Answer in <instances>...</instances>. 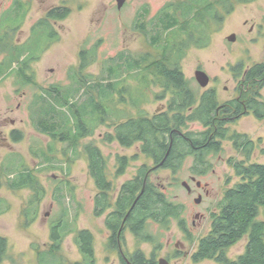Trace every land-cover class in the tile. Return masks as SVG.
I'll use <instances>...</instances> for the list:
<instances>
[{
	"label": "rangeland",
	"instance_id": "374dc122",
	"mask_svg": "<svg viewBox=\"0 0 264 264\" xmlns=\"http://www.w3.org/2000/svg\"><path fill=\"white\" fill-rule=\"evenodd\" d=\"M16 1L23 3L27 14L15 33L12 32L13 42L25 44L30 38L36 37L41 40L38 46H35L39 56L30 62L31 72L27 71L32 79L17 81L20 66L14 63L13 77L0 81V175L3 183L0 186V235L7 238L8 243L6 256L0 264H82L84 255L75 243V236L82 229H88L94 234L97 264H120L119 260L115 259L116 256H113L116 253H106L103 247L101 235L106 233L107 228L104 218L98 216L95 211L94 198L98 192L90 173L85 146L93 143L107 158L109 178L115 187L111 194L114 201L121 185L135 177L138 167L144 164L149 167L151 163L149 157L140 151V143L123 146L117 140H108L109 135L114 134L115 126L120 121L137 117L141 111L149 117L159 111L167 100L161 95L162 88L152 85L146 88V91L143 90V101L139 106L133 103L136 101L138 90L144 87L134 79H126L119 85L118 92L114 94V100L109 102V106L107 89H104L101 95L95 91L98 101L109 107V115L105 123L99 124L94 135L81 140L76 152L68 149L69 142L51 139L50 135L40 131L33 119V113L39 110L35 97L43 88L60 85L63 90H70L71 102L78 101L93 109L88 102L89 90L85 86L79 92L73 90L78 85V79L91 75L89 81L101 80L102 75L107 74L108 67L117 61L120 52L155 55L157 52L148 42V38L141 31L134 29L139 14L146 13L144 19L149 22L156 19L166 5L183 0H126L121 9L118 8L116 0H0L2 28L18 24V19H13L11 13ZM234 5L230 13L222 11L224 19L211 26L210 45L205 48L191 47L182 61L185 76L191 81L195 92L202 94L209 89H215L219 104L236 98L242 90H247L243 85L245 72L257 64L264 63V0L250 3L234 1ZM67 7L70 12L66 17L48 20L57 36H54L53 42L46 30L40 27L32 37L34 25L45 18L49 10L56 8L64 11ZM148 28V36H151L155 31L149 24ZM232 34L237 35L234 42L228 40ZM93 48L96 58L84 69L81 68L82 50ZM2 56L3 54L0 55V60ZM113 58H116V61L113 62ZM198 69L204 70L210 76L211 81L207 87H202L197 82L195 72ZM260 79H264V75ZM254 86L264 98V83L259 82ZM253 89L250 88L249 91H254ZM52 99L49 100L60 108L62 102ZM186 127L193 138L199 136L195 133L207 128L198 124H188ZM229 127L232 131L245 133L255 143L256 148L250 159L235 149L230 141L225 140L216 155L211 158L215 164V172H191L192 159H187L184 169L177 173L160 169L150 176L151 182L164 191L169 200L184 206L180 214H183L182 219H186L190 227L193 224L194 211L200 210L209 214L206 207L215 210L218 197L223 194L225 187H234L241 181L233 167L234 162H264V118L258 120L252 113L245 114L238 121L230 123ZM14 130L21 132V140L13 139L11 132ZM5 142L7 143L4 144ZM51 146L55 150L51 154L52 161L43 165L42 158L35 156L33 149L49 151ZM64 150H67L68 155H64ZM121 157L128 158L130 167L122 175L114 176L112 171ZM14 162L34 171L44 186L43 199L39 205H31L34 198L31 191L13 190L8 187L7 181L17 171L15 166L9 167V164ZM192 175L197 176L202 183L208 182L212 190L209 197L204 195L200 207H197L194 201L198 197L197 192L189 194L183 185V182H187L193 188L196 187L191 181ZM34 208L35 213L37 212L35 216ZM26 210L31 213L29 220L35 218L29 225H26L27 219L24 216ZM61 219L62 227L65 228L62 234L65 232V235L59 252H52L51 247L55 244L52 230ZM258 219L264 220V206L260 208ZM177 221L171 219L167 226L151 222L149 230L156 244L149 243V252H155L157 261L167 252H175L177 249L174 244L179 242L181 237ZM192 229L199 231V227L193 226ZM128 241L130 250L140 248L145 252L148 248L145 241L137 240L133 236H128ZM245 246L246 241L242 240L231 248V253H242ZM107 254L109 259L106 258ZM171 264L194 263L183 259L174 260Z\"/></svg>",
	"mask_w": 264,
	"mask_h": 264
},
{
	"label": "trees",
	"instance_id": "16d2710c",
	"mask_svg": "<svg viewBox=\"0 0 264 264\" xmlns=\"http://www.w3.org/2000/svg\"><path fill=\"white\" fill-rule=\"evenodd\" d=\"M234 1L239 3H250L255 0H183L179 3H170L166 5L156 19L147 22L145 14H139L135 22L134 29L141 31L147 38L153 49L157 52L155 55L140 54L132 55L125 52L118 54L117 61L113 58V63L107 69V74L102 75L101 80L95 82L89 81L92 76L86 75L78 79V85L73 88L79 92L84 86L89 90L88 102L93 109L88 108L86 104L78 101L71 102L70 90L60 85H53L50 88H43L40 94L35 97L36 104L39 108L33 113V119L39 127L40 131L46 135H50L52 139L69 142V148L78 151L81 140L87 136L95 134L99 124L105 123L109 115V102H113L114 94L118 92L119 85L126 79H134L143 89L138 90L135 106H139L143 101L144 91L149 86H162V97L170 95L168 98L171 103H188L185 109L190 105L199 101L198 93L191 87V81L185 76L182 68V61L188 50L195 46L197 48H205L211 43L209 31L211 26L216 25L224 19V13H230L234 9ZM64 11L58 9L49 10L47 16L36 23L33 27V35H36L38 28H42L49 34L53 42L56 36L54 29L48 22L49 19H62L68 15L70 9L64 8ZM12 18L18 19L16 26H0V81L12 77L13 64L18 63L20 71L17 75V81L32 79L29 78L27 71L30 70L29 63L38 58L36 45L41 40L38 37L31 39L25 44L13 42L12 32L18 29L27 14V8L22 2L16 1L12 9ZM141 15V16H140ZM143 15V16H142ZM155 21V22H154ZM2 24V23H1ZM149 26H152L154 33L149 35ZM7 25V24H6ZM5 31L3 32V30ZM55 36V37H54ZM38 46V45H37ZM47 47V46H46ZM46 49V48H45ZM93 50L83 49L81 52V68H85L93 59L96 58V52ZM38 51V50H37ZM44 52V51H43ZM264 75V63L257 64L245 73L243 85L253 89L254 91L242 90L240 100L248 99L255 101L254 97L260 96L258 88L254 85L259 83L257 79ZM34 79V75H33ZM19 83V82H18ZM264 83L262 79L261 84ZM107 89L108 106H103L97 99V93L101 95ZM120 89H122L120 87ZM247 92L250 95H247ZM54 98L61 101L62 104L58 108L54 102L50 101ZM203 105L202 108L213 111L218 104L214 91H208L200 98ZM233 102V101H232ZM257 103V100L256 102ZM228 105V104H227ZM179 106V105H177ZM252 110H255L257 116L264 118V103H251ZM113 111V110H112ZM168 114H161L150 118L148 114L141 111L139 116L130 117L124 121H120L115 126L114 134H110L108 140H117L123 146H132L140 143L142 153L149 156V152L158 160L162 159L169 146L168 134H172L174 145L169 151L166 158L167 164L174 162L175 157L179 158V151H191L193 146L208 143L203 150L194 152L199 157H205L209 152L218 151L220 148L219 140L227 138L233 140L238 151L243 153L246 158L250 159L255 150L254 142L249 140L245 134L229 132V128L222 127L217 124L215 130L213 124H206L207 128L200 132V136L194 137L191 132L185 133L187 137H192L193 145L186 139L184 140L177 134L183 132V127L187 125L180 122L169 121ZM175 115L174 117H177ZM211 117V113L207 115ZM120 118V116H119ZM224 126V124H223ZM217 140L214 141V138ZM22 138L20 131L14 134V140L19 141ZM182 144L176 146L177 141ZM49 151L42 149L37 151L33 149V154L42 158L44 163L52 161L51 154L54 153V147H50ZM87 157L89 160V168L91 176L95 181L97 194L95 196V211L101 216L109 208L114 210L109 214L106 222L108 227L118 230L122 226L123 219L127 216L126 224L131 226L140 239L145 241L147 221L153 220L167 226L171 218L178 217L183 210V205L176 204L168 199L164 191H162L155 183L146 181L144 169L139 172L133 179L124 182L113 201L112 192L115 189L113 181L109 178L107 158L101 149L93 143L85 146ZM175 152L176 155L175 156ZM64 155H68L64 150ZM186 156L181 157L184 159ZM201 158V157H200ZM120 167L116 171L117 175L125 173L126 158H118ZM180 160V159H178ZM14 162L9 167L16 168L15 177L9 178L8 187L13 190H19L22 187H31L36 194L40 195V201L43 199L44 186L41 184L34 171L25 168L22 164ZM19 165V166H18ZM18 166V167H17ZM24 167V168H23ZM236 174L241 177V181L234 187L227 189L223 201L219 205V212L214 224L213 234H218L219 238L214 240L207 238L201 248L204 256L213 255L216 249L222 246L228 247L237 243L245 234H250V240L247 245L245 254L240 256L237 261L230 264H264V221L258 219L260 208L264 206V162L247 163L240 161L235 163ZM0 175V186L2 185ZM62 194V193H61ZM60 194V196H61ZM34 199L31 205L38 204ZM0 199V211H1ZM135 203V205H134ZM37 206V205H36ZM35 210V208H34ZM27 214L26 225L31 224L35 218L29 220V211ZM37 212L34 214V216ZM62 219L53 227L52 237L54 239L52 252H59L61 242L65 235L62 227ZM59 228V229H58ZM151 238V236L149 237ZM75 243L84 255L87 264H95L94 260V234L88 229L79 230L75 236ZM7 253V240L0 237V262ZM87 258V259H86ZM62 264H65L62 263ZM74 264H81L76 262ZM83 264V263H82Z\"/></svg>",
	"mask_w": 264,
	"mask_h": 264
},
{
	"label": "flooded vegetation",
	"instance_id": "af4514ba",
	"mask_svg": "<svg viewBox=\"0 0 264 264\" xmlns=\"http://www.w3.org/2000/svg\"><path fill=\"white\" fill-rule=\"evenodd\" d=\"M262 28L264 29V24L262 25ZM263 33H264V30H263ZM29 66H31L30 63H29ZM29 71L31 72V69ZM257 81L261 82L262 79L259 78V79H257ZM159 87H161L162 90L164 89V87H162V86H159ZM247 89H249V87ZM209 91H214V93L216 92L215 89H209ZM206 92H208V91H206ZM203 94H205V93L199 94L198 95L199 101L190 105L188 109H185V105H187L188 103H186L185 105H184V103L183 104L182 103H177V104L171 103L168 100L169 95H165V99H167V100H166L164 106H162L160 108V110L157 111L152 117L150 116V118H153L154 116L161 115V114H167V115L169 114L170 117L167 116V119L169 121L180 122V123H184L186 125L198 124V125H204V126L208 123L209 125L213 124L215 126V130L218 128L217 124H219V125L222 124L221 125L222 127L230 129L229 124L234 122V121H238V119L245 116V114L252 113V114H254V116L258 120L263 119V118H260L259 116H257L255 110H252L250 108L251 103H253V105L259 104V103H264V98L262 97L261 93H259L260 96L254 97V100L256 99L257 103H255L256 100L250 102V100H248L249 98L248 99L245 98V100H240L241 94L236 98H233V99H230L226 102H223L222 104L218 103L213 111L209 110L211 113L210 118H208V116H207L209 114V111L207 110V108L206 107L202 108V106H201L203 104L201 103L200 98L203 97ZM247 95H250V93L247 92ZM177 105H179V106H177ZM175 115H178V116L174 117ZM223 124H224V126H223ZM187 129H188L187 127H183V132H178V130H176V131H177V134L179 136H181L184 140L186 139L187 141L190 142V144L193 145V140H191L192 137L189 136L191 138L190 139L185 134V133H188ZM230 131H231V134H232V132L241 133L239 131H234V130L233 131L230 130ZM16 132H17V130H14L11 132V136L13 137V139H14V134ZM199 133H195V135L200 136ZM168 138L170 141L169 146H168L166 155L162 159H160V160L156 159L149 152V156L146 155L147 157H149V163H151V164H149V167L145 164L138 167V170H137L138 172H136V175L144 169V171H145V183H146V181H148V179H149V181H151V178H150L151 174L154 173L155 171L160 170V169L169 171L171 173H177V172L183 170L184 169V167H183L184 163L187 161V159H192L193 165L190 168L191 172H194V173L209 172L210 173V172L216 171L215 164L212 162L211 158L214 155H216L217 151L209 152L205 157L201 156L202 154L199 157L197 156L198 152L200 153V151L203 150L204 147L208 143L193 146V148H190L191 151L190 150L184 151L183 149L176 148L179 151V153H178L179 158L175 157L176 160H174L173 163L167 164L166 158L169 156V151L171 150L172 146L174 145L173 135L168 134ZM248 139H249V137H248ZM58 140H60V139H58ZM216 140H217V137L214 138V141H216ZM225 140L230 141L233 144V146L235 147V149H237L234 141L227 139V138H222L221 140H219V146L220 147L222 146V143L225 142ZM249 140H251V139H249ZM6 143L7 142H5L4 144H6ZM119 144H121V143L119 142ZM180 145L185 146L184 144H182V142L180 140H178L176 146L179 147ZM254 145H255V143H254ZM255 148H256V146H255ZM139 149L142 152L141 145H139ZM194 152H197V154ZM176 153L177 152H175V156H178V155H176ZM184 156H186V157L184 159H181V157H184ZM121 158H123V157H121ZM178 159H180V160H178ZM231 162L233 163L232 160H231ZM229 163H230V161H229ZM119 167H120V162L118 163L117 166L114 167V170L112 171V173L114 172V174H113L114 176H116V171L118 170ZM129 167H130L129 166V160L127 158L125 160V172H127ZM233 167L235 168V162L233 163ZM11 177L12 178L15 177V174H12ZM191 181L196 184V187L193 188V186L190 185L189 183H188V187L187 186H185V187H186L189 194H192L195 191L197 192V194H198L197 198H201V202L197 203L195 201L197 198H195L194 201H195L196 206L200 207L203 203L204 195L209 197L212 194L210 184L208 182L202 183L201 181H199L197 179V176H195V175L191 176ZM20 189H22V190L27 189V190L31 191L33 193L32 195L34 197L33 199L35 201L37 199L38 200L37 202H40L39 194H36L35 191L31 187H22ZM227 189H229L228 186L225 187L223 194H221V196L218 197L219 199L217 200V202L215 204V210H212V208H210V207H206V210L209 211V214H206L205 212H202L200 210H196L193 212L194 219H193L192 227L193 226L199 227V231L193 230L192 227L189 226V223L187 222V220L182 219L183 214H180L178 217L171 218L174 220H178L177 223L179 226V232L181 234L180 241L176 242V244H174V246L177 248L175 250V252H173V251L167 252L165 254V256L160 258L158 261L155 258V256H156L155 252H152V251L149 252V243L150 244H156V241L153 238V236L149 230L151 222H155V221H153V220L147 221L148 225H147V229L145 231L146 238H147L145 240V242L148 246L147 250L145 252L142 251L140 248L135 249V250H130L129 245H128V242H129L128 236H133V237L137 238V240H140V241L142 240L139 238V236L137 235L135 230L131 226H128L126 224L127 216L129 215V213H130L129 211L132 207L128 210L127 216L123 219L122 226L118 230L108 227L106 220H107L109 214L114 209L113 208L107 209L105 211V213L103 215H101L104 218V223H105V226L107 228L106 233H104V234L101 233L102 234L101 236L103 237V247H104L105 252L107 253L109 251L112 254L116 253V255H113V256L114 257L116 256L115 259L119 260L118 262L120 264H160L161 259H166L169 262V264H171L174 260H183V259L189 260L190 262H192L194 264H204V263H207V264H230V263L237 261L238 258L240 256H242L243 254H245V252L247 250V245H248L249 240H250V234L249 233L245 234L235 244H232L228 247L222 246L221 248L216 249V251L213 252V255L204 256V254H206V253H202V250H201L203 243L207 238L211 239V237H212V239H214V240L219 238L218 234H216V233L213 234V232H214L213 228H214L216 218L219 215L218 214L219 205L223 201ZM134 205H135V203H134ZM34 213H35V210H34ZM24 216L25 217L27 216V214L25 212H24ZM261 221H264V220H261ZM200 226H201V228H200ZM150 236H151V238H149ZM0 237H3V236L0 235ZM3 238H5V237H3ZM5 239L7 240V238H5ZM242 240L246 241V246L244 248V251L242 253L241 252L240 253L239 252L238 253H235V252L231 253V248L234 245L238 244ZM94 241H95V238H94ZM7 246H8V243H7ZM125 248L127 249V251H125ZM107 256H108V254L106 255V258H107ZM107 259H109V258H107ZM94 260H95V264H97L95 253H94ZM82 263L87 264L85 262V260Z\"/></svg>",
	"mask_w": 264,
	"mask_h": 264
},
{
	"label": "water",
	"instance_id": "95a60500",
	"mask_svg": "<svg viewBox=\"0 0 264 264\" xmlns=\"http://www.w3.org/2000/svg\"><path fill=\"white\" fill-rule=\"evenodd\" d=\"M117 4H118V8L121 9L124 4L126 3V0H116ZM237 39V35L236 34H232L228 37L229 41H236ZM195 78L197 80V82L202 86V87H207L210 84L211 78L210 76L207 74V72H205L204 70L198 69L195 72ZM184 186L188 187V183L187 182H183ZM197 203L201 202V198H197L195 200ZM160 264H169V262L166 259H161L160 260Z\"/></svg>",
	"mask_w": 264,
	"mask_h": 264
}]
</instances>
